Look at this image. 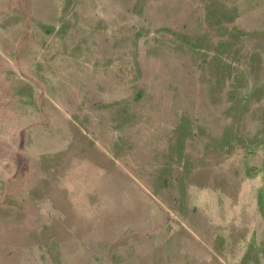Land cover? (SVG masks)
<instances>
[{
	"label": "rangeland",
	"instance_id": "rangeland-1",
	"mask_svg": "<svg viewBox=\"0 0 264 264\" xmlns=\"http://www.w3.org/2000/svg\"><path fill=\"white\" fill-rule=\"evenodd\" d=\"M0 264H264V0H0Z\"/></svg>",
	"mask_w": 264,
	"mask_h": 264
}]
</instances>
